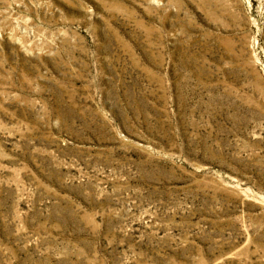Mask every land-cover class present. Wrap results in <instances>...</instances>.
Returning <instances> with one entry per match:
<instances>
[{
    "label": "rangeland",
    "instance_id": "1",
    "mask_svg": "<svg viewBox=\"0 0 264 264\" xmlns=\"http://www.w3.org/2000/svg\"><path fill=\"white\" fill-rule=\"evenodd\" d=\"M0 264H264V0H0Z\"/></svg>",
    "mask_w": 264,
    "mask_h": 264
}]
</instances>
